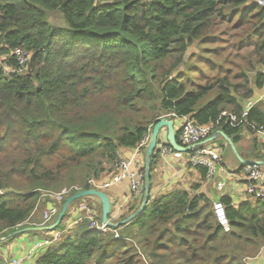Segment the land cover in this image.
Masks as SVG:
<instances>
[{"label": "trees", "instance_id": "obj_1", "mask_svg": "<svg viewBox=\"0 0 264 264\" xmlns=\"http://www.w3.org/2000/svg\"><path fill=\"white\" fill-rule=\"evenodd\" d=\"M47 11H60L65 25H51ZM236 15L240 24L228 32H250L237 50L252 49L249 63L264 71V6L257 0H0V57L7 56L0 60V238L35 227L39 205L55 203L49 194L93 188L91 181L118 169L120 149L135 148L163 117L220 119L211 135L239 133L244 126L221 114L241 117L244 101L264 89V72L254 76L255 89L242 91L229 67L212 76L198 64L206 63L203 46L228 34L224 25ZM195 44L201 50L193 60L187 51ZM18 47L32 53L29 70L6 71L3 64L17 66L10 53ZM246 119L264 128V100ZM158 158L149 200L130 223L102 232L83 220L38 250L34 264H248L246 247L258 253L264 246V199L234 206L221 196L232 227L225 232L212 205H200L203 197L179 189L152 198ZM142 173L145 183V167Z\"/></svg>", "mask_w": 264, "mask_h": 264}, {"label": "crops", "instance_id": "obj_2", "mask_svg": "<svg viewBox=\"0 0 264 264\" xmlns=\"http://www.w3.org/2000/svg\"><path fill=\"white\" fill-rule=\"evenodd\" d=\"M257 91L258 90H256V92ZM260 94L261 96L259 97H255L254 95L256 100L251 101H263L264 92H261ZM245 102L247 103V100ZM173 119L175 121L176 131H178L181 125V119L180 117H175ZM221 130L222 129H219L215 132L218 134L214 140L206 142V144L208 145L215 146L221 149V172H219L214 178H208L205 176L206 174L202 172V168L184 167L185 171H183L184 168L183 166H181V161L176 160L171 156L162 157L161 159L159 157V160L157 159L156 161L154 170L155 172L152 173V198L165 195L169 192H173L179 189H184L190 193L191 197H203V200H201L200 204L201 206H204L206 203L212 205L214 201L224 195H227L231 198L232 204L234 206H239L240 204L245 202V199H247L246 186L248 183L245 175V167L247 164L243 165L240 161V158L243 160L253 161L264 160L260 158L262 154L264 155V148L262 149L255 146V144L257 143L254 142V139H257V141L264 144V137L262 135H256L244 127L241 128L239 133H237L238 135L236 134L238 136V138L236 139L234 138L236 135L228 136L226 134H220L219 131ZM215 133H213V135ZM166 134L167 128L161 131V140L165 139ZM120 152L124 157L127 158H131L133 156V148L124 147L120 149ZM144 152L145 149H142L139 156H137L139 158L138 161H136L137 166L135 168L143 167L145 160ZM180 167H182L181 171L179 170ZM177 169L179 170V175H177ZM110 175L111 173L105 174L100 179V181L106 180L108 177H110ZM222 181L225 183V186L223 191H220L218 189V184ZM104 191L107 193L111 200L110 220L112 222L124 212H127L131 207L140 206L143 202L144 193L136 195L134 198L131 196L129 180H122L118 183H115L106 188ZM251 201L255 202V200ZM79 203L91 204L96 211L97 218H99L100 216L102 218V205L100 199L97 196H90L82 199L79 202H75L74 206L70 208L68 216L65 218L63 225L72 224L79 218L80 214L76 211L78 208L77 204ZM47 207H49L48 204ZM46 208L42 207V205H39L37 210L33 213L31 219L32 223L36 226L31 228L48 226L54 222L55 217L54 215H52L53 217L49 221L44 223L45 221L44 219H42V216L45 213L44 209ZM136 211L133 210L132 213L127 215L125 218L129 217ZM134 218L123 224L130 223ZM78 225L79 222L77 224L74 223L71 227L72 231H74ZM38 230L39 229L30 230L29 233L27 231L26 233L16 237L14 240L6 244L3 242L4 237H2L3 240L0 238V264H12V262L15 260L18 261V264H34L36 255L30 260H26L25 258L28 257L27 255L34 248L37 241H41L49 237L54 231L42 229L39 230L42 232L39 235L30 233L32 231ZM248 264H264V246L260 249L257 258L252 259L251 263Z\"/></svg>", "mask_w": 264, "mask_h": 264}, {"label": "built area", "instance_id": "obj_3", "mask_svg": "<svg viewBox=\"0 0 264 264\" xmlns=\"http://www.w3.org/2000/svg\"><path fill=\"white\" fill-rule=\"evenodd\" d=\"M262 4L264 2L260 0ZM10 56H14L17 62L16 67H8V65L3 64L6 66V71H13V72H25L29 70L30 62L32 59V53L25 50L24 48L18 47L14 51L10 53ZM7 56L0 57L4 59ZM254 103H249L242 116L238 117L233 113L223 112L221 117H226L225 122L233 125V126H246L251 125L250 122L247 121L246 116ZM182 120V125L180 127L179 133V140L181 145L188 147L187 152L177 151L171 146H167L164 142L159 139L158 143V154L162 153V157L171 156L174 159H180L183 161L188 162L191 167H198L204 166L207 169L208 176H216L221 171V162L222 156L221 152L217 148L207 147L204 143L205 141L211 136L213 129L217 128L220 125V119L215 123H208V124H200L197 123L195 120L191 119L189 116H182L180 117ZM255 129L258 133H260L264 137V128H257V127H250ZM152 133L149 132L142 141L133 148V156L131 158L124 157L121 152L119 154V163L118 169L113 171L106 180L104 181H91L92 185L98 189H106L111 185L118 183L122 180H129L130 189H131V196L134 198L136 195L143 193L144 191V181L142 178V170L141 167L135 168L137 166L136 161H138L137 156H139L142 149L148 147L150 140H151ZM185 154L187 157H185ZM246 173L248 175L247 186H246V194L252 196L254 198H262L264 199V168L258 162L249 164L246 167ZM225 183H219L218 188L223 189ZM72 189H64L60 193H51L49 196L55 200V203H61L66 196L71 194ZM53 203V208L47 209L45 211V220H49L53 214L57 212V209L54 207L56 205ZM214 209L217 215L219 223L224 226L227 230L229 229V221L226 213V208L224 204L217 200L214 202ZM80 216L79 218L73 222L72 224L66 225L65 228L53 231L52 234L35 243L34 248L30 251L27 255L26 260H30L34 258L37 254L38 250L45 249L51 247L52 245L56 244L57 242L62 241L66 233L71 231L72 225L83 220H88L90 222V228L93 230H98L102 232H107L109 230V226L106 223L99 222L96 219V211L94 207L89 203H81L78 205L76 210ZM66 234V235H65ZM115 237L120 238V234L115 231ZM12 264H18V261H13Z\"/></svg>", "mask_w": 264, "mask_h": 264}, {"label": "rangeland", "instance_id": "obj_4", "mask_svg": "<svg viewBox=\"0 0 264 264\" xmlns=\"http://www.w3.org/2000/svg\"><path fill=\"white\" fill-rule=\"evenodd\" d=\"M258 4L260 6H264V4L261 3L260 0H257ZM264 2V1H263ZM248 4H252V1H249ZM47 15H48V22L53 25V26H56V27H59V26H64L65 25V21L63 19V14L60 12V11H47ZM239 16L236 15V17H234L227 25L225 24L224 25V28L226 29L225 31L228 32V30L230 29H234L235 27H237L239 24H240V19H238ZM226 33V32H225ZM250 32H248L247 34H245L244 36H240L237 34V32H232L230 31V34L228 32V34H224L222 37H217L214 42L212 44H207L203 47H205V50L203 53L206 54V60H204L206 63H204L203 61L201 62H198L199 66L201 67V71H205V72H208L210 71L212 76H215L218 72V70L221 72L222 71V67L224 69H227L228 67L230 68V76H229V79L232 81V84L239 90H242V91H246L248 89V86L255 89V84H254V76L256 75V73L258 71H262V68L259 67V66H255V63H249L251 56L250 54L252 55V52L253 50L250 49V48H245L243 50H237L239 47H244V46H240V44H242L243 42H246L244 41V39L247 38V36L249 35ZM201 50L200 47H198L197 44L193 45L190 49H188L187 53V57L190 55H193L194 59L196 58V54L199 53V51ZM230 54L229 55V58H228V62H227V65L224 64V57L227 55V54ZM201 59V56L198 57V60ZM247 59V60H246ZM197 60V61H198ZM214 62H217L216 64H214ZM26 72V71H25ZM247 76H246V74ZM20 73H23V72H20ZM193 75L196 76V77H201L202 76V73H198V67L194 68L193 70ZM222 74H219L217 75L216 77H221ZM214 77V78H216ZM217 78V79H218ZM247 81H249V84L247 85ZM261 92H264V89L262 90H258L256 93H255V97H259L261 96ZM255 97L251 98L250 101L249 99H247V103L244 101V108H246V106L249 104V103H254V105L259 101H251V100H256ZM246 103V104H245ZM191 119H193L191 116H189ZM181 119V118H180ZM194 120V119H193ZM197 122V121H196ZM198 123V122H197ZM201 124V123H200ZM181 125H182V120H181ZM180 125V127H181ZM244 128H247L248 130H250L252 133L256 134V135H260V133H258L255 129H252L250 127H244ZM177 133V139L178 141L179 140V133H180V128L178 129V131H176ZM162 142H164L166 144V137L164 140H161ZM207 140L205 141V145L207 147H211V148H217L215 146H211V145H208L206 144ZM167 146L169 144H166ZM171 146V145H169ZM172 147V146H171ZM220 150L221 152V149L220 148H217ZM183 152V151H182ZM187 152V151H186ZM223 152V151H222ZM146 153V152H145ZM162 153L160 152V159L162 158ZM222 156V155H221ZM185 157H187V155L185 154ZM159 160V159H158ZM176 160H179L182 162L181 166H183V168H187V167H191V165L186 162V161H183V160H180V159H176ZM256 161L254 162H251V163H248L246 165V167L249 165V164H252V163H255ZM261 164V163H260ZM144 165H145V160H144ZM143 165V167H144ZM263 165V164H261ZM143 167L141 168V170L143 169ZM246 167H245V175H246V178L248 177L247 173H246ZM185 168L183 171H185ZM192 168H204L205 171H206V177L208 178H214L215 176H208V172H207V169L204 167V166H198V167H192ZM264 168V166H263ZM179 170L181 171L182 170V167L179 168ZM179 170L177 169V175H179ZM221 172V171H220ZM223 182V181H222ZM220 182V183H222ZM145 184V183H144ZM219 189V188H218ZM224 189V188H223ZM223 189H219L220 191H223ZM247 199H250V200H257L259 198H254L252 196H247ZM217 200H220L221 199H217ZM216 200V201H217ZM215 202V201H214ZM222 202V201H221ZM223 203V202H222ZM75 204V203H74ZM73 204V206H74ZM224 204V203H223ZM225 208H226V213H227V207L226 205L224 204ZM43 207V206H42ZM212 207L214 209V203L212 204ZM142 211V210H141ZM44 212H45V209H44ZM214 214H215V217L218 221V218H217V215L215 213V209H214ZM45 213L43 214L42 216V219H44L45 221ZM58 216V215H57ZM228 217V215H227ZM57 218V217H56ZM228 221H229V229L227 230L224 226H222L220 223V225L223 227L224 231L225 232H229L231 231L232 227H231V223H230V220H229V217H228ZM64 222V221H63ZM219 222V221H218ZM33 230V229H32ZM26 233V232H25ZM29 233V231H28ZM24 234V233H22ZM21 234V235H22ZM253 248L252 247H246L245 251L243 252V255H245V261H247V263H251L252 259L254 258H257L259 252L255 253L252 251ZM260 251V250H259ZM249 253V255H248Z\"/></svg>", "mask_w": 264, "mask_h": 264}, {"label": "water", "instance_id": "obj_5", "mask_svg": "<svg viewBox=\"0 0 264 264\" xmlns=\"http://www.w3.org/2000/svg\"><path fill=\"white\" fill-rule=\"evenodd\" d=\"M165 128H167L166 144L171 145L177 151H183V152L188 151V147H185V146L181 145V143H179V141L177 139V133H176L174 119L163 117L158 122H156L154 124L153 129H152L151 140H150V143H149V145L147 147L146 154H145V165H144V167H145L144 190L145 191H144L143 202H142L141 207L136 212L131 214L129 217H127L124 220H121V221H119L117 223H113L110 220L111 200H110L109 196L107 195V193L104 190H100V189H96V188L80 189L79 191H77L73 195H70V196H68L66 198V200L64 201V203L62 205V208H61V210H60V212L58 214V217L54 221V223H52V224H50L48 226H41V227H37V228H22V229H18L16 231L8 234L6 237H4V240H6V239H8V238H10L12 236H16L18 234L25 233V232L30 231L32 229L54 230L63 221L65 215L68 212V209L70 208V205L74 201L79 200V199H81L83 197H86V196H97L100 199L101 205H102V222L106 223L108 226H113V227L120 226L123 223H126L129 220H131L132 218H134L137 214H139L141 212V210L143 209V207L145 206V204L149 200L152 159L156 155V153H158V150H159L158 149V143H159V139H160V133ZM219 132H220V134L225 135V133L223 131H219ZM217 134L218 133H215L214 135H211L207 139V141L214 140L216 138ZM240 161L242 162L243 165H246L248 163L254 162L253 160H243L241 158H240ZM256 162L264 164V160H257ZM48 206L49 207H47V208L51 209L52 208V203L51 202L48 203Z\"/></svg>", "mask_w": 264, "mask_h": 264}, {"label": "clouds", "instance_id": "obj_6", "mask_svg": "<svg viewBox=\"0 0 264 264\" xmlns=\"http://www.w3.org/2000/svg\"><path fill=\"white\" fill-rule=\"evenodd\" d=\"M99 181H100V180H99ZM93 188H95V186H93ZM96 189H98V188H96ZM79 190H80V188H77V191H79ZM100 190H105V189H100ZM70 195H71V194H69L68 196H70ZM68 196H66V197H68ZM66 197H65V198H66ZM65 198H64V199H65ZM84 198H85V197H83V198H81V199H79V200L81 201V200L84 199ZM63 201H64V200H63ZM63 201H62L61 203H64ZM48 203H50V202H48ZM51 203H52V208H53V202H51ZM61 203H55L56 205H54V207L57 209V212H56L55 214H53L54 217L57 216V215L59 214V204H61ZM79 204H81V203H79ZM79 204H77V205H79ZM62 205H63V204H62ZM72 207H73V206H72ZM52 208H51V209H52ZM47 209H48V208H46L45 210H47ZM51 209H50V210H51ZM110 216H111V215H110ZM52 217H53V216H51V218H52ZM57 217H58V216H57ZM51 218H50V219H51ZM50 219H49V220H50ZM56 219H57V218H56ZM96 219L98 220V218H97V214H96ZM49 220H47V221H49ZM47 221L45 220L44 223H46ZM99 222H102V221L99 220ZM53 223H54V222H53ZM79 223H80V222H79ZM113 223H114V222H113ZM65 227H66V224H64V225H63L62 227H60V228H55L54 231H56V230H60V229H63V228H65ZM109 227H113V226H109ZM70 229H71V228H70ZM71 231H72V229H71ZM67 234H68V232H67ZM64 239H65V238H64Z\"/></svg>", "mask_w": 264, "mask_h": 264}, {"label": "bare ground", "instance_id": "obj_7", "mask_svg": "<svg viewBox=\"0 0 264 264\" xmlns=\"http://www.w3.org/2000/svg\"><path fill=\"white\" fill-rule=\"evenodd\" d=\"M7 223V222H6Z\"/></svg>", "mask_w": 264, "mask_h": 264}]
</instances>
